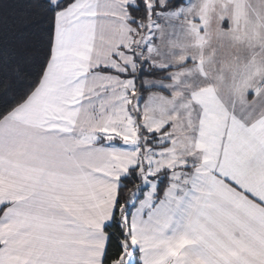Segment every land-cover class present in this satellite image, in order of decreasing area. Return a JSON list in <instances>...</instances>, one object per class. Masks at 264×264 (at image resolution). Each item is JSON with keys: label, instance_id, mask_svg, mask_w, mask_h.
<instances>
[{"label": "snow or ice", "instance_id": "snow-or-ice-1", "mask_svg": "<svg viewBox=\"0 0 264 264\" xmlns=\"http://www.w3.org/2000/svg\"><path fill=\"white\" fill-rule=\"evenodd\" d=\"M0 264H264V0H0Z\"/></svg>", "mask_w": 264, "mask_h": 264}]
</instances>
